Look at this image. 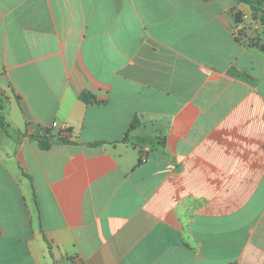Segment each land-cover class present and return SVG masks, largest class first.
Listing matches in <instances>:
<instances>
[{
	"label": "crops",
	"instance_id": "obj_1",
	"mask_svg": "<svg viewBox=\"0 0 264 264\" xmlns=\"http://www.w3.org/2000/svg\"><path fill=\"white\" fill-rule=\"evenodd\" d=\"M237 13L0 0V264H264V53ZM53 123L70 143L42 150Z\"/></svg>",
	"mask_w": 264,
	"mask_h": 264
},
{
	"label": "trees",
	"instance_id": "obj_2",
	"mask_svg": "<svg viewBox=\"0 0 264 264\" xmlns=\"http://www.w3.org/2000/svg\"><path fill=\"white\" fill-rule=\"evenodd\" d=\"M238 1L249 7L250 18L253 20L258 19L264 28V0H238ZM234 18L237 23L242 21L241 15L239 13L235 14ZM261 52L264 53V47L261 48ZM236 76L240 77L239 74H237ZM4 107H5V98L2 95H0V127H3V119H2L1 113ZM134 125H135V122H133L130 125L129 130L133 129ZM33 139L38 142V146L40 149L46 150L50 146L49 140L54 139V136H51V134L47 131L42 136H34ZM57 141L61 143H65V144L70 143L66 139H61V138H58ZM99 144L100 143H95V144H90V145L97 146Z\"/></svg>",
	"mask_w": 264,
	"mask_h": 264
},
{
	"label": "rangeland",
	"instance_id": "obj_3",
	"mask_svg": "<svg viewBox=\"0 0 264 264\" xmlns=\"http://www.w3.org/2000/svg\"><path fill=\"white\" fill-rule=\"evenodd\" d=\"M264 28L258 19L250 17L239 22L232 28L235 39L246 48L261 52L264 47Z\"/></svg>",
	"mask_w": 264,
	"mask_h": 264
},
{
	"label": "built area",
	"instance_id": "obj_4",
	"mask_svg": "<svg viewBox=\"0 0 264 264\" xmlns=\"http://www.w3.org/2000/svg\"><path fill=\"white\" fill-rule=\"evenodd\" d=\"M47 131L50 134H51V132H53L54 136L57 138L67 139V137H68V132L65 129V127L59 126L57 123H53L50 128L43 130V133H45Z\"/></svg>",
	"mask_w": 264,
	"mask_h": 264
}]
</instances>
